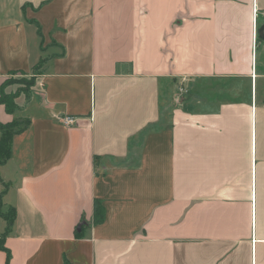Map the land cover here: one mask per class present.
<instances>
[{
    "label": "crops",
    "instance_id": "obj_1",
    "mask_svg": "<svg viewBox=\"0 0 264 264\" xmlns=\"http://www.w3.org/2000/svg\"><path fill=\"white\" fill-rule=\"evenodd\" d=\"M42 58L0 264H264V0H0V89Z\"/></svg>",
    "mask_w": 264,
    "mask_h": 264
},
{
    "label": "trees",
    "instance_id": "obj_2",
    "mask_svg": "<svg viewBox=\"0 0 264 264\" xmlns=\"http://www.w3.org/2000/svg\"><path fill=\"white\" fill-rule=\"evenodd\" d=\"M46 61H47V58H42L40 59L38 64L34 66L31 76H30L31 80H29L31 82L30 86H33L35 75L42 73L41 67L45 64ZM4 85H9V83L5 81ZM15 96L16 95L3 94V89H0V104H3L7 111L13 110V108L15 107V103H14ZM28 125H29L28 120H25L21 123L17 121H12L6 124L0 123V166L3 165L11 157V143H12L13 137L17 134L22 133L28 127ZM3 194H4V191L1 192L0 194V205H1V198ZM103 211L104 210L101 204L97 200L94 201L93 216H94L95 223H99V221L101 220L103 216ZM13 219H14V210L9 209V220L7 224L9 225L13 221ZM0 250L8 253L7 249L3 245V241L1 238H0Z\"/></svg>",
    "mask_w": 264,
    "mask_h": 264
},
{
    "label": "rangeland",
    "instance_id": "obj_3",
    "mask_svg": "<svg viewBox=\"0 0 264 264\" xmlns=\"http://www.w3.org/2000/svg\"><path fill=\"white\" fill-rule=\"evenodd\" d=\"M43 66L41 68H43ZM29 80H31V77L27 76V75L14 74V75L10 76L9 79L6 81L7 83H9V87H6V91L4 88L3 94L17 95L20 92L25 93L28 89H30L32 87V86H30L31 82ZM180 94L182 96L186 95V93H180ZM17 122L21 123L23 121H17ZM2 208H3V206L1 204L0 205V218L5 220L7 223L9 220V209L2 210Z\"/></svg>",
    "mask_w": 264,
    "mask_h": 264
},
{
    "label": "built area",
    "instance_id": "obj_4",
    "mask_svg": "<svg viewBox=\"0 0 264 264\" xmlns=\"http://www.w3.org/2000/svg\"><path fill=\"white\" fill-rule=\"evenodd\" d=\"M179 92H180V93H183L184 90H183L182 88H180V89H179ZM60 122H61V124H62L63 126H68V125L74 123V118L69 117V116H64V117H62V118L60 119Z\"/></svg>",
    "mask_w": 264,
    "mask_h": 264
}]
</instances>
